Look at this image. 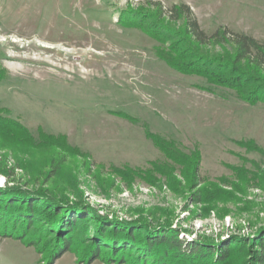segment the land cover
<instances>
[{"label":"rangeland","instance_id":"rangeland-1","mask_svg":"<svg viewBox=\"0 0 264 264\" xmlns=\"http://www.w3.org/2000/svg\"><path fill=\"white\" fill-rule=\"evenodd\" d=\"M175 4L207 35L264 43V0H0V186L88 204L105 223L84 207L60 252L49 232L8 233L0 264H141V247L115 258L104 246L129 245L113 228L146 224L229 247L207 264H245L264 246V64L250 72L232 43L194 42ZM131 8L160 16L154 33L120 19ZM176 52L199 72L162 58ZM223 69L227 84L213 80Z\"/></svg>","mask_w":264,"mask_h":264},{"label":"trees","instance_id":"trees-1","mask_svg":"<svg viewBox=\"0 0 264 264\" xmlns=\"http://www.w3.org/2000/svg\"><path fill=\"white\" fill-rule=\"evenodd\" d=\"M132 10V8L124 9V12L127 13L124 16L121 15L120 19L129 22L130 20H127V18L129 19V17H131L133 19L131 21L133 23L131 24H135L146 32L154 33V27L156 26H154L153 22L157 21V19L159 20L160 16L142 13V10ZM169 11L175 13L176 16L184 12L187 13L185 30L189 33V37L194 42L203 44L209 43L210 40H213L212 42L214 43L228 41L234 46L236 63L244 62L247 70L250 72L252 70L257 71L263 66L264 43L260 42L253 35L232 31V35L228 36L226 28L222 30L218 29L213 34L207 35L204 29L200 27L198 20L192 16V11L188 5L175 4ZM160 15L162 16L163 14L160 13ZM183 57L184 53L181 52H176V55L169 53L162 55V58L170 65L182 72H199L200 69L196 70L192 67L193 64L189 63V61H185ZM215 70L218 69H213L212 71ZM207 71H210V69H207L204 74L210 76V72ZM223 73H225V69L219 71L218 77L213 80H217L222 84H227L228 81L220 77ZM235 76H238L237 72H233V77L236 78ZM159 145L165 149V151L170 148V145L167 146L164 141H162V143L159 142ZM84 207H91L90 212L99 218V221L96 223L97 230L99 232L103 231L102 227L105 224L102 222L103 216L98 215L96 208L79 201L70 200L68 197L49 194L45 190H30L24 188L20 184H10V182H8L0 186V241L2 237L8 235V233L15 232L16 234H26L34 228V233L36 230H39L41 234L49 232V234H51L50 240L53 238L55 244H58H56V247H59V252L62 249L67 250L72 246V238L76 233V227L83 226L88 218L87 215L78 216L77 212L86 210ZM169 228L170 225L168 224L160 225L157 229L146 224L142 227L143 230L140 235L137 231L138 229L136 230L137 232L132 234V229H119L120 232H118L117 229L115 230L113 228L114 234L129 238V245L125 244L119 249H117V246L113 245V248L111 245L103 246L106 248V253L108 254L111 253V250H118L114 251L115 258L118 256H126L127 252L130 253L134 251V247H141L140 249L138 248L137 255H135L136 260L141 264H175L176 260L180 261L181 264H207L205 262L210 260L209 254H211V252L213 254L216 252V261H226L230 257L229 247L227 246L223 247L219 252H217V249L214 247H206L208 244L203 241H197L196 243L192 242L193 244L184 246L182 240L178 238V233L175 229L172 231V229ZM122 230H124V232ZM105 240L108 242V239ZM212 244L217 246L214 243ZM103 246L98 245L94 253L93 249H91L90 256L98 254L95 252H101V250L104 249ZM261 246V249L258 251L256 250L254 255L250 253L249 258L252 257L253 260L246 258L244 261L245 264H264V246L263 244H261ZM54 250L57 252V248ZM203 253L205 255H203ZM56 256L59 255H53V258H56Z\"/></svg>","mask_w":264,"mask_h":264},{"label":"bare ground","instance_id":"bare-ground-1","mask_svg":"<svg viewBox=\"0 0 264 264\" xmlns=\"http://www.w3.org/2000/svg\"><path fill=\"white\" fill-rule=\"evenodd\" d=\"M46 36V35H45ZM57 44V43H56ZM44 46V45H43ZM51 46V45H50ZM49 47V46H48ZM52 47V46H51ZM73 49V48H72Z\"/></svg>","mask_w":264,"mask_h":264}]
</instances>
